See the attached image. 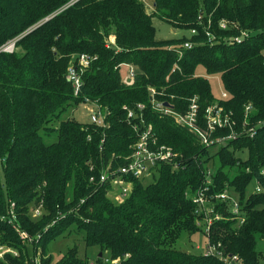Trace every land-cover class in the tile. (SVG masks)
<instances>
[{
  "label": "trees",
  "instance_id": "trees-1",
  "mask_svg": "<svg viewBox=\"0 0 264 264\" xmlns=\"http://www.w3.org/2000/svg\"><path fill=\"white\" fill-rule=\"evenodd\" d=\"M196 33L158 39L154 17ZM227 27L220 26L221 21ZM240 43L229 42L242 31ZM210 32L216 37L211 42ZM114 39L112 40L111 38ZM193 41L182 55L175 45ZM13 42V50H4ZM85 54L82 83L76 94L68 76ZM137 67L134 82L121 67ZM219 75L228 97L220 99L207 76ZM175 67V71L173 68ZM149 87L157 97L185 112L199 96L200 114L215 100L233 111L240 129L245 108L250 121H262L254 137L240 136L217 149L172 117L152 108ZM87 100L101 106L108 126L63 118ZM144 103V118L160 143L178 153V167L164 164L151 179H137L123 201L111 197L99 175L110 162L124 165L137 131L124 106ZM135 120V119H134ZM138 120V119H137ZM140 122V121H139ZM229 128L219 134L229 133ZM247 150L242 158L236 152ZM213 169V192L232 190L245 221L216 220L211 243L238 254L246 264H260L264 239V0H0V241L19 251L3 264H26L42 247V264H86L79 245L59 260L46 256L49 243L72 233L88 248H98V264H227L219 256L175 248L185 231L201 229L196 204L188 192L204 185ZM95 175V181L91 176ZM149 178V177H148ZM259 180L262 191H249ZM70 192V195H69ZM11 201L17 222L35 238L24 242L7 219ZM43 204L38 219L31 208ZM219 203L217 208L220 209Z\"/></svg>",
  "mask_w": 264,
  "mask_h": 264
},
{
  "label": "built area",
  "instance_id": "built-area-1",
  "mask_svg": "<svg viewBox=\"0 0 264 264\" xmlns=\"http://www.w3.org/2000/svg\"><path fill=\"white\" fill-rule=\"evenodd\" d=\"M227 25L225 20L221 21V27L225 28ZM196 32V29L191 30V33ZM207 33L210 36L211 42H214L216 37L213 34L211 35L210 32ZM248 35V31L244 30L240 35L231 37L229 42L240 43ZM113 39L114 37L112 40ZM193 45V41L186 40L182 43H178L174 47L181 56L183 49L191 48ZM88 64L89 58L85 54H81L78 57V65L72 64L68 69V76L72 81L76 94L79 92L82 83L83 68ZM127 65L129 66V71L125 77L123 75V78L127 84H131L134 82V78L137 74V67L132 64ZM173 71H175V67ZM149 91L152 108L172 117L180 126L196 135L203 145L214 149L226 145L229 140L236 139L243 135L254 137L257 127L262 123V121L255 123L250 121L251 105L246 106L245 115L241 122L242 125L240 129H236L235 126L237 121L233 118V111H227L225 107L220 104L219 100L210 103L205 108L203 115H201L200 98L197 95L190 100L187 110L185 112H180L176 110L174 105L168 100L163 101L159 99L157 97L158 91L155 87H149ZM227 97V92L223 91L220 99ZM166 103H168V105H166ZM84 104L89 105L87 107V114L90 117L89 122L102 127L108 126L105 120L106 113L99 104L89 100L84 102ZM145 107L144 103H138L137 109L124 106V108L128 110V120L137 131V137L131 146L132 151L127 156V162L124 165L114 167L109 162L99 175V181L101 183H109L110 194L120 195L121 199L119 201L125 200L131 194L135 180L151 177L152 174L158 171L164 164H169L173 167L179 166V161L176 159L178 153L175 152L172 146L160 143L153 125L146 123L143 114ZM224 128H229L230 132L219 134L218 132ZM262 174L264 175V169L262 170ZM96 178L97 177L93 175L90 180L95 181ZM214 186L213 169L208 167L205 171L204 185L192 193L188 192L196 204L195 212L197 214V224L205 229V233L208 237V246L205 254L219 256L227 264H246L243 258L238 254L224 251L221 243L215 244L210 241L209 235L211 226L216 220L232 218L237 221L238 225L245 221L244 211L241 208L242 206L237 195L228 188L221 192H213L212 188H214ZM262 189L260 181L257 180L255 190L262 191ZM219 203L221 204V211L217 208ZM15 207L16 203L11 201L8 212L3 218L7 219L8 222L18 230L24 242L33 244L35 238L23 230L17 222L18 217ZM43 211L44 207L42 203L31 208V212L34 215L36 214V216H41ZM8 253L18 255L19 251L0 241V264L6 262V255ZM112 262L113 264H117L118 260L115 259ZM26 264H42V259L38 251L27 259ZM91 264H93V262Z\"/></svg>",
  "mask_w": 264,
  "mask_h": 264
},
{
  "label": "rangeland",
  "instance_id": "rangeland-1",
  "mask_svg": "<svg viewBox=\"0 0 264 264\" xmlns=\"http://www.w3.org/2000/svg\"><path fill=\"white\" fill-rule=\"evenodd\" d=\"M148 10L149 12H152L153 10V0H146ZM154 24L157 28V34L156 37L158 39H172V38H178L181 37L183 34L190 36L191 32L186 31L181 28H176L171 23L159 18L154 17L153 19ZM112 39V38H111ZM13 42L9 43L6 47H4V50L11 51L13 50ZM121 71L124 75L129 71V66L127 64H123L121 67ZM197 72L201 75L207 76L211 85V89L213 94L216 97H221L224 88L222 84L221 77L217 75H208L205 71V69L202 66H199L197 69ZM89 105L82 104L77 108H70L64 115L63 118L67 117H73L76 118L79 121L82 122H89L90 117L87 114V107ZM237 155L241 156L242 158L247 157V150L238 151L236 152ZM151 177L145 179V181L150 180ZM256 183L255 181H252L249 185V191L255 190ZM70 195V192H69ZM111 197L119 201L121 199L120 195L111 193ZM31 216L34 219H38L40 215L36 216L33 213H31ZM71 230V233L68 235H62L59 236L57 239L51 241L47 247V253L46 256L51 254V257H53L54 261L59 260L62 256H64L68 249L75 244L79 245V253L81 258L86 259V264H98L96 259V253L98 252V248H88L85 245V242L81 236H77L76 233H72L75 229V226L69 227L68 230ZM26 232L29 234V232L26 230ZM19 234V233H18ZM21 238V236L19 235ZM175 248L190 251L192 253H205L207 246H208V237L205 233V229L201 228L196 231H185L182 233L176 244L174 245ZM258 248L261 250V258H260V264H264V239L259 240L258 242ZM15 249V248H14ZM41 259L43 257L42 254V247H38L37 249ZM34 249L30 248L29 253L30 255H34ZM20 254V253H19ZM18 254V255H19ZM113 263V262H112Z\"/></svg>",
  "mask_w": 264,
  "mask_h": 264
},
{
  "label": "water",
  "instance_id": "water-1",
  "mask_svg": "<svg viewBox=\"0 0 264 264\" xmlns=\"http://www.w3.org/2000/svg\"><path fill=\"white\" fill-rule=\"evenodd\" d=\"M69 79H70V77H69ZM129 80V79H128ZM166 105H168V103H166Z\"/></svg>",
  "mask_w": 264,
  "mask_h": 264
}]
</instances>
